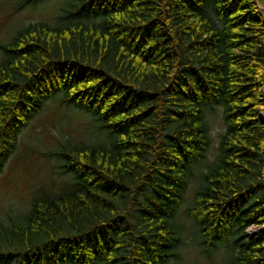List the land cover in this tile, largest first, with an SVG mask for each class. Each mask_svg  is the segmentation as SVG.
<instances>
[{
	"label": "trees",
	"instance_id": "16d2710c",
	"mask_svg": "<svg viewBox=\"0 0 264 264\" xmlns=\"http://www.w3.org/2000/svg\"><path fill=\"white\" fill-rule=\"evenodd\" d=\"M61 12L0 44V171L55 98L107 141L56 151L74 181L0 218V264H170L214 106L226 130L187 215L201 245L234 247L230 264H264V0H65Z\"/></svg>",
	"mask_w": 264,
	"mask_h": 264
},
{
	"label": "rangeland",
	"instance_id": "374dc122",
	"mask_svg": "<svg viewBox=\"0 0 264 264\" xmlns=\"http://www.w3.org/2000/svg\"><path fill=\"white\" fill-rule=\"evenodd\" d=\"M65 0H43L21 6V0H0V44L9 43L16 32L36 22L55 24ZM2 53L0 51V60ZM207 123L208 149L204 159L193 165L184 190L182 204L176 214L181 242L178 257L170 264H230L233 246L229 243L206 248L201 245L199 229L187 215L204 174L218 154L225 132L223 109L220 106L203 110ZM107 141L105 133L96 128L92 118L82 110L61 104L59 98L47 101L42 111L19 136L14 153L0 171V218L25 214L34 197H53L68 190L73 176L62 172L56 151L63 145ZM246 229L248 236L256 231ZM207 249V250H206Z\"/></svg>",
	"mask_w": 264,
	"mask_h": 264
}]
</instances>
